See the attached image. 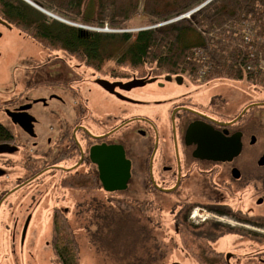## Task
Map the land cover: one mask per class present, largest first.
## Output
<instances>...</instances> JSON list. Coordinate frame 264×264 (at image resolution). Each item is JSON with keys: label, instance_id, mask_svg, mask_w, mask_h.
I'll use <instances>...</instances> for the list:
<instances>
[{"label": "flooded vegetation", "instance_id": "1", "mask_svg": "<svg viewBox=\"0 0 264 264\" xmlns=\"http://www.w3.org/2000/svg\"><path fill=\"white\" fill-rule=\"evenodd\" d=\"M43 73L52 79L32 86ZM202 80L180 73L120 72L114 60L96 71L70 55L54 54L35 62L28 71L26 91L50 90L48 97L37 100L46 106L49 101L60 104L53 112L59 116L58 128L47 138H38L35 117V134L30 135L7 114L36 149L23 160L25 174L13 189L0 190V202L37 180L49 191L94 192L75 205L82 207L84 216L97 212L93 216L98 220L106 218L103 208L120 203V193H127L132 205L147 214L165 212L173 202L172 237L192 239L195 245L182 243L179 249L186 257L206 253L219 264H264V94L258 87L264 86L246 80L253 86L222 87ZM134 81L140 84L133 85ZM65 95L74 102L67 104ZM37 100L26 97L12 110L30 105L31 114ZM16 138L10 153L18 150L17 134ZM119 148L128 161L123 190L116 189L117 158L103 155V150ZM100 164L112 167L106 183ZM3 173L0 170V176ZM78 182L90 186L74 187ZM59 201L65 199L56 195L52 238L46 242L55 258L57 213L69 219L68 211L58 209ZM222 239L225 245L220 247Z\"/></svg>", "mask_w": 264, "mask_h": 264}, {"label": "trees", "instance_id": "2", "mask_svg": "<svg viewBox=\"0 0 264 264\" xmlns=\"http://www.w3.org/2000/svg\"><path fill=\"white\" fill-rule=\"evenodd\" d=\"M141 5L150 26L121 31ZM0 18L44 48L63 51L96 71L114 60L119 69L124 65L133 72L264 86V0H0ZM51 79L43 73L31 85ZM14 143L15 132L0 120V144ZM62 216L57 213L55 220V254L60 264H80L78 242ZM196 259L220 263L206 253Z\"/></svg>", "mask_w": 264, "mask_h": 264}, {"label": "rangeland", "instance_id": "3", "mask_svg": "<svg viewBox=\"0 0 264 264\" xmlns=\"http://www.w3.org/2000/svg\"><path fill=\"white\" fill-rule=\"evenodd\" d=\"M148 26L149 19L141 5L139 12L121 31L133 33ZM54 54L67 55L63 51L46 49L18 28L0 23V120L10 125L19 138L17 151L0 155V170L4 172L0 176V190L13 189L17 178L25 174L23 160L33 156L36 149L28 134L11 125L5 109L12 110L22 104L26 97L32 101L48 97V88L26 91L28 71L35 62ZM128 70L130 68L124 65L119 69L120 72ZM200 74H204V71H200ZM200 78L204 80V77ZM210 83L221 84L222 87L253 86L246 80L226 78L213 79ZM258 87L264 94V87ZM16 96H19L18 99L12 101ZM65 97L67 104L74 102L72 96ZM58 106L61 107L57 101H49L47 106L38 100L33 103L31 115L36 118L35 131L38 138H47L51 129L58 128L59 116L53 113ZM60 111L63 113L64 108ZM37 183L40 181L11 192L0 202V264L59 263L52 249L46 245L52 238L51 214L56 195L65 199V203L58 202V209L69 213L68 223L78 242L80 264H173L177 261L181 264H201L196 259V253H189L186 257L179 249L182 243L187 242L195 248L192 239L182 240L171 235L174 228L173 214L170 212L173 202L168 203L165 212L151 210L147 214L132 205L127 193H120V203L105 207L106 218L98 220L91 211L84 216L80 212L82 207L75 205L76 202H85L91 198L94 192L78 191L70 195L69 191L45 190V186ZM98 194L100 198H106V194ZM28 219V228L23 238L22 227ZM224 242V239L220 240L218 246L223 247Z\"/></svg>", "mask_w": 264, "mask_h": 264}, {"label": "water", "instance_id": "4", "mask_svg": "<svg viewBox=\"0 0 264 264\" xmlns=\"http://www.w3.org/2000/svg\"><path fill=\"white\" fill-rule=\"evenodd\" d=\"M0 23H3L5 25L11 27L10 24H8L6 21H4L1 18H0ZM136 83L140 84V81H134L133 85H137ZM29 107H30V105H27V106H23L19 111L6 110V112L14 124H18L19 126H21L30 135H34L35 133L33 130V126H34L35 118L27 112V109ZM14 149H15V147L11 146L9 144H0V154L8 153V152L10 153ZM103 155L105 157L107 156V158H110V157L117 158L115 171L119 174V177H120L119 183L120 184L117 186L116 189L123 190L126 187V181H127V178L129 177V172L127 171L128 161H126V159H125V154H124L123 149L119 148V149H115L114 151L106 149V150H103ZM117 161H118V163H117ZM124 166L126 167L125 169H124ZM100 168H101V175H102L103 180L106 178L107 174L111 175L112 167H110V164L109 165L100 164ZM104 182L106 183L105 180H104ZM106 189L108 191H111L114 188L106 187ZM28 224H29V219L26 221V223L24 225L23 238L26 235Z\"/></svg>", "mask_w": 264, "mask_h": 264}]
</instances>
